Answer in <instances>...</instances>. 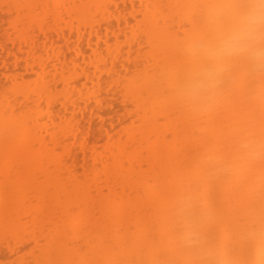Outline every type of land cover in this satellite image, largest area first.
<instances>
[{"label":"bare ground","instance_id":"obj_1","mask_svg":"<svg viewBox=\"0 0 264 264\" xmlns=\"http://www.w3.org/2000/svg\"><path fill=\"white\" fill-rule=\"evenodd\" d=\"M2 2L14 30L1 36L7 38L1 49L9 56L3 63L14 61L17 70L37 76L30 83L27 73L18 78V73L2 72L13 80L10 94L22 97L27 109L42 104L52 120H25L28 114L19 116L22 120L16 114L8 117L13 112H2L4 103H0V254L5 249L17 264H47L53 259L140 262L159 258L188 264L259 261L264 236L260 215L264 67L245 52L212 62L195 48L197 43L210 44L240 27L241 17L219 5L249 0ZM14 5L18 7H10ZM128 32L131 38L122 45L119 38ZM144 46L149 50L144 51ZM178 50L194 68L181 77L176 76ZM138 53L141 60L137 62ZM141 63L148 64L150 71L143 85L130 81L120 89L125 99L134 100L135 113L130 114L145 115L146 120H131L133 126L139 123L136 127L121 123L124 127L118 132L110 122V135L105 136L109 140L90 147L92 138L88 142L84 136V120H74L75 114L84 115L83 108L88 111L93 97L98 98L104 89L111 93L112 83L120 87L121 70L130 74V66ZM212 67L217 68L216 74L205 79ZM110 82L108 90L105 86ZM58 93L65 96L59 98L61 107L53 102ZM99 99L95 101L101 106ZM187 112L193 113V119ZM57 116L61 119L55 120ZM160 117L169 119L160 123ZM29 121V141L42 142L43 153L50 151L49 143L59 146V152L49 158L51 171L43 188L29 185L25 177L19 183L9 181L6 175V154L9 169L20 166L11 146L19 127ZM158 122L163 123L162 129ZM86 133L89 136L93 130ZM169 134L171 140L165 138ZM174 170L179 176L169 191L163 216L155 188L163 186ZM69 185L73 193L84 190L85 194L69 195ZM53 203L63 205V216L51 212ZM29 215L31 227L21 225L20 217ZM25 249L31 250L28 259L22 255Z\"/></svg>","mask_w":264,"mask_h":264},{"label":"rangeland","instance_id":"obj_2","mask_svg":"<svg viewBox=\"0 0 264 264\" xmlns=\"http://www.w3.org/2000/svg\"><path fill=\"white\" fill-rule=\"evenodd\" d=\"M1 1H5V0H0V56L1 57H4V59H3V61L1 62L0 61V89L3 91H1L0 90V103L1 102H3L2 104L4 105V107H2V112H4L3 110H6V112L7 113H11V112H13V113H11V114H8L7 115V113L5 114V113H3V114H5V115H7L8 117H12V116H14L15 114H16V118H18L19 120H22V119H20V118H22V115H25V117H26V115L28 114H30L29 116L27 115V119H25V120H36L35 119V117L36 118H40L41 120H48V119H50V115L48 114V113H46V107L44 106V107H42V104H41V106L39 107V106H36V108H29V109H27L24 105H23V102H22V97H20V99H18L16 96H14L13 94L11 95L10 94V91L12 90V88H13V86H14V83L12 82L13 80L12 79H7L6 78V76H4V73H2V72H9L10 74H13V75H15L16 73H18V78H20V76H22V75H25L26 73H22V72H25V69H21V70H17V68H14V67H16V64H15V62L14 61H9L8 63H9V65L7 64V65H5L4 63H5V61L4 60H6L7 61V59L9 58V56H8V53L6 52V50L4 49V50H2L1 49V47H2V45H3V42L4 43H6V40H7V38H5V36L4 37H2L1 38V36H3V35H5L6 34V32H10V33H12L14 30L13 29H11V19H10V17L8 16V14L7 13H4V11H3V9L6 7L4 4H5V2H2L1 3ZM4 3V4H3ZM24 24L26 23V22H23ZM24 27V26H23ZM187 31V30H186ZM5 32V33H4ZM8 32V33H9ZM182 32V31H181ZM180 32V33H181ZM185 32V31H184ZM183 32V33H184ZM3 33V34H2ZM127 36H125V35H122L120 38H119V41H121V44L123 43V44H125L126 43V41L128 40H130L129 39V36H130V32H128L127 34H126ZM125 36V37H124ZM183 35H181V37H182ZM184 36H185V33H184ZM183 36V37H184ZM126 38V39H125ZM128 38V39H127ZM130 38H131V36H130ZM125 43H124V42ZM116 41H114V43H115ZM62 44V43H61ZM122 44V45H123ZM126 45V44H125ZM62 46H63V44H62ZM140 47H143V45L142 46H140ZM139 47V48H140ZM139 48H138V50H139ZM144 48H145V46H144ZM141 50H143V48H140V51H139V53H140V55H141V58H143V55L141 54L142 53V51ZM149 50V47H147V48H145V50L144 51H148ZM6 52V53H5ZM71 53V55L73 54L72 52H70ZM139 53H138V55H137V57H135L136 58V60H137V62L138 61H140L141 60V58L140 57H138V56H140L139 55ZM4 55V56H3ZM8 57V58H7ZM72 57H74V56H72ZM7 58V59H6ZM135 58L133 59V60H135ZM4 62V63H3ZM4 64V65H3ZM12 65H15V66H13L12 67ZM148 65V64H147ZM145 63H141V66L139 67V66H135V67H133V68H131L132 66H130V74H129V72L128 73H125L126 71L124 70H121V72H123V73H120V75L122 76L121 77V79H122V83L121 84H119L120 85V87L118 86V85H116V86H114L115 84H117V83H112V86L114 87V89H113V91H112V88H110L111 90V93H109L108 91H105V89L102 91V92H100L99 93V95L97 94V96H98V98L97 97H93L94 99L91 101V110L90 109H87L88 111H86V109H85V107L84 106H86V104H85V100H83V98H82V100H83V102H82V108L85 110V113H84V115H83V112H81V114H79V113H76L75 114V117H74V120L75 119H77V120H84V121H82V122H84V128H85V132H84V136H86L87 137V139H89L88 140V142L89 141H91V139L90 138H92V142H89V144H90V147L91 146H93L94 145V143L93 142H95V144L97 143H100V144H102L101 142H105V141H108L109 139L107 138V137H109V133L110 132H108V131H110L111 130V128H112V126H111V123L115 126V132H118L119 131V128H122V127H124V126H122V124L124 123V124H126V123H129L130 124V121L132 120H135V122H136V120H146V118L144 117L145 115H143L142 117H137L136 115H134V114H130V112L132 111H134L133 113H135V107H134V105H132L133 103H134V100H133V103L130 101H128V99L126 98L125 99V96L123 95V89L121 90L120 88H121V86H123V85H125L127 82H130V83H136L137 85H141L142 83H144V81H145V74H146V76H148L147 75V73L148 72H150V71H148V69H147V67L149 66H147ZM4 66V67H3ZM10 69H9V68ZM146 67V68H145ZM21 68H24V67H21ZM5 69V70H4ZM146 69V72L144 71ZM15 70V71H14ZM17 70V71H16ZM134 70H136V71H134ZM132 71H134V72H132ZM8 73V74H9ZM138 73V74H137ZM33 75V76H32ZM127 77H126V76ZM142 77H141V76ZM27 76H28V78H27ZM31 77V78H30ZM136 77H139V78H137L136 79ZM26 78L28 79V81L30 82V83H32V81H35L36 80V78H37V76L35 77V74H31V73H27L26 74ZM32 78H33V80H32ZM7 79V80H6ZM27 79H26V81H27ZM30 79V80H29ZM3 82H2V81ZM32 80V81H31ZM140 80V81H139ZM27 81V82H28ZM7 82H9V83H7ZM21 82V81H20ZM29 82L27 83V84H29ZM5 83H7V85L5 84ZM128 84V85H131V84ZM5 84V85H4ZM109 84H111V82L110 83H108V84H106V86H105V88H107L108 86H109ZM114 84V85H113ZM143 85V84H142ZM111 86V87H112ZM127 86V85H126ZM3 87V88H2ZM120 89V90H118V89ZM123 88V87H122ZM108 90H109V88H107ZM105 91V92H104ZM117 91H119L118 93H117ZM115 93V94H114ZM133 93V92H132ZM59 94V93H58ZM61 94V95H60ZM58 96L56 95L54 98H53V102H54V105L55 106H57V107H61V103L59 102V98L61 99V100H63V98L65 97H62L61 98V96H62V93H60ZM88 94V93H87ZM87 94H85V95H87ZM104 94V95H103ZM145 93H143V95H144ZM10 95V96H9ZM64 95V94H63ZM142 95V96H143ZM147 95V94H146ZM12 96H14L13 97V99L11 98ZM77 96V95H76ZM88 96V95H87ZM100 96V97H99ZM118 96V97H117ZM124 96V97H123ZM144 97V96H143ZM145 97H147V96H145ZM9 98V99H8ZM16 98V99H15ZM100 98V99H99ZM12 99V100H11ZM100 100L101 101V106H100V103H98V104H96L97 103V101H95V100ZM18 100H21V101H18ZM127 100V101H126ZM131 100V99H130ZM14 101V102H13ZM24 101V100H23ZM6 102H8V104L11 102V104L13 103V104H15V106L17 105V106H19V109L17 110V107H14V110L13 109H11L8 105H7V103ZM17 102H21V103H17ZM103 102V103H102ZM152 102H153V100H152ZM17 103V104H16ZM10 104V105H11ZM21 104V105H20ZM130 104V105H129ZM152 105H153V103H151ZM7 105V106H6ZM44 105V104H43ZM84 105V106H83ZM132 105V106H131ZM149 107L150 106H152V105H150V102H149ZM7 107V108H6ZM23 107H25V108H23ZM152 107H154V105L152 106ZM23 109V113H22V109ZM45 108V109H44ZM151 108V107H150ZM31 109V110H30ZM38 109H40V110H38ZM134 109V110H133ZM20 110V111H19ZM43 110V111H42ZM11 111V112H10ZM33 111V112H32ZM37 111V112H36ZM87 112V113H86ZM94 112V113H93ZM32 113V114H31ZM41 113V114H40ZM105 113V114H104ZM21 114V115H20ZM39 114V115H38ZM86 114V115H85ZM88 114V115H87ZM33 117H32V116ZM47 115H49V116H47ZM19 116H20V118H19ZM42 116V117H41ZM98 116V117H97ZM100 116V117H99ZM125 116V117H124ZM43 117H45V118H43ZM49 117V118H48ZM84 117V118H83ZM88 117V118H87ZM176 117V116H175ZM60 117L59 116H57L56 118H55V120H60L59 119ZM69 118V117H68ZM83 118V119H82ZM124 118V119H123ZM173 118V117H172ZM172 118H170V120L172 119ZM9 119V118H8ZM14 119V118H13ZM17 119V120H18ZM161 119V120H160ZM167 119H169V118H167ZM166 118H159L158 119V121L160 120V123L162 122V121H164L163 123H167L166 122V120H167ZM174 119V118H173ZM15 120V119H14ZM50 120H52V118L50 119ZM70 120V119H69ZM101 120H103V121H101ZM110 120V121H109ZM126 120H128L129 122H126ZM86 121V122H85ZM125 121V122H124ZM131 121V122H132ZM92 122V123H91ZM101 122H103L102 124H100ZM111 122V123H110ZM87 123V125H85ZM122 123V124H121ZM134 123V122H133ZM133 123H131L130 125L128 124V127L129 126H133ZM138 123V122H137ZM137 123H136V125H137ZM163 123L162 124H159V122H158V126H159V128L160 129H162V127H163ZM92 124V125H91ZM121 124V125H120ZM123 124V125H124ZM139 124V123H138ZM101 125H103V127L101 126ZM121 127H120V126ZM135 125V124H134ZM136 125L135 126H133V127H136ZM127 126V125H126ZM125 126V127H126ZM138 126V125H137ZM103 128V129H102ZM107 129H108V131H107ZM118 129V130H117ZM92 130H93V134H91V135H89L88 136V134L86 133V131L88 132V131H90V132H92ZM95 130V131H94ZM101 130V131H100ZM108 132V134H106L107 132ZM122 130V129H121ZM104 132H106L105 133V135H104ZM95 133V134H94ZM90 134V133H89ZM94 135V136H93ZM107 135V137H105ZM92 136V137H91ZM101 136H103V137H101ZM108 140H107V139ZM93 143V144H92ZM96 144V145H97ZM84 154V153H83ZM79 162H81V163H83V160L82 159H80V161ZM68 223V225H69V222H67ZM64 225H67V224H64ZM64 225H63V227H64ZM7 243H8V241H5V244L7 245ZM3 250V251H2ZM1 251H2V253L0 254V264H17L16 263V260H15V257L13 256V255H10L9 253H8V251H6L5 249H2ZM26 251H23L22 252V255H24V254H27V255H24L25 256V258L27 257V259L28 258H30V254H28V252H30L31 250H29V251H27L28 249H25ZM26 252V253H25ZM36 254H38V252H36ZM29 255V256H28ZM32 256V255H31Z\"/></svg>","mask_w":264,"mask_h":264},{"label":"snow or ice","instance_id":"obj_3","mask_svg":"<svg viewBox=\"0 0 264 264\" xmlns=\"http://www.w3.org/2000/svg\"><path fill=\"white\" fill-rule=\"evenodd\" d=\"M248 5H219L218 7L223 8H236V7H247ZM10 7H18V6H10ZM186 8L198 7L197 5H184ZM261 8H264V4L261 5ZM176 60V76L181 77L188 74L191 71H194L192 64L189 59L185 57L180 50L175 53ZM187 115L193 119V113L187 112ZM261 119L262 123H264V95L261 97ZM31 122L29 121L27 125H22L19 127L16 135V140L12 144V151L15 153L16 159L21 161L20 166L16 167L13 165L11 169L8 167V155L6 154V175L8 176L9 181L19 183V179L21 177H25L29 183V185H37L41 188L45 187L46 178L48 177V173L51 171V166L48 161L51 156L55 153L59 152V146L53 147L51 143H49L48 147L50 149L49 152L43 153L42 142H30L29 137L31 136V132L28 131L30 128ZM168 140H171V134L165 137ZM47 141V137L44 138ZM27 164L29 167H25ZM32 166L35 167V171H32ZM124 166H127V162H125ZM179 176L178 170H174L169 173L167 176L165 183L163 186L157 185L155 191L157 192V199L160 205V211L163 216L166 215L168 208V194L169 191L175 181ZM48 190H51L50 188ZM7 191V189H6ZM67 192L69 195L83 196L85 194L84 190H81L80 193H73L71 186H67ZM63 196H61V200H63ZM69 212L74 213L75 209H69ZM51 212L56 216H63L65 214V208L62 204L53 203L51 207ZM261 222L264 224V200L261 203L260 209ZM15 217V213H13V218ZM7 220V217H6ZM20 224H27L31 227L32 217L31 215L24 217H20ZM56 247H60L59 241H57ZM115 251V250H114ZM47 264H188L185 261H177V260H167V259H146L140 262L136 261H123L120 259H105V260H87V259H79V260H62V259H53L48 261ZM243 264H264V236H262V244L260 249V259L259 261H245Z\"/></svg>","mask_w":264,"mask_h":264},{"label":"clouds","instance_id":"obj_4","mask_svg":"<svg viewBox=\"0 0 264 264\" xmlns=\"http://www.w3.org/2000/svg\"><path fill=\"white\" fill-rule=\"evenodd\" d=\"M264 0H249L247 7L230 10L241 17V25L236 30L226 31L217 36L212 43H197L195 48L212 62L238 52L247 53L253 61L264 67ZM217 68L212 67L205 74V79L214 76ZM195 90V89H194Z\"/></svg>","mask_w":264,"mask_h":264}]
</instances>
